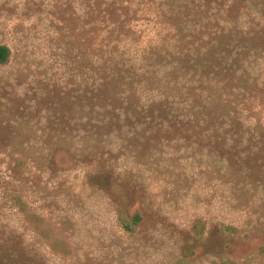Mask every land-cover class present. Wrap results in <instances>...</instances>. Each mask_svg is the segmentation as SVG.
<instances>
[{
  "label": "rangeland",
  "instance_id": "rangeland-1",
  "mask_svg": "<svg viewBox=\"0 0 264 264\" xmlns=\"http://www.w3.org/2000/svg\"><path fill=\"white\" fill-rule=\"evenodd\" d=\"M144 2L155 7L112 16L124 25L114 45L159 47L156 62L200 48L189 9L171 17L158 0ZM81 4L0 0V45L11 50L0 66V264H211L221 255L264 264V186L182 135L146 133L152 140L140 152L122 141L125 130L98 134L86 124L85 80L103 39ZM186 24L192 29L181 31ZM15 197L30 226L10 203ZM118 213L139 217L135 233L121 229ZM195 220L205 224V240L181 249ZM221 224L237 232L223 238Z\"/></svg>",
  "mask_w": 264,
  "mask_h": 264
},
{
  "label": "trees",
  "instance_id": "trees-1",
  "mask_svg": "<svg viewBox=\"0 0 264 264\" xmlns=\"http://www.w3.org/2000/svg\"><path fill=\"white\" fill-rule=\"evenodd\" d=\"M81 1L84 20L101 26L103 39L102 55L93 61L96 70L85 80L90 115L86 124L98 128V134L125 130L122 141L140 152L149 147V134L182 135L189 145L227 164L242 180L264 186V0H158L167 16L189 9L197 19L198 41L203 42L195 51L178 48L163 54L162 62H156L162 55L159 47L127 52L114 45L124 25L114 22L112 16L117 12L136 14V7L143 12L155 3ZM132 27L128 25V30ZM192 27L186 24L181 31ZM217 34L213 51L210 37ZM10 57L9 47L0 45V66L8 64ZM217 88L220 92L215 95ZM195 98L198 104H194ZM10 203L30 226L25 204L16 197ZM116 220L128 234L136 232L140 221L138 216L127 218L122 213ZM236 232L233 226L220 225L223 238ZM204 240L205 224L195 220L188 240L179 245L183 249ZM211 264L238 263L221 255L213 257Z\"/></svg>",
  "mask_w": 264,
  "mask_h": 264
}]
</instances>
